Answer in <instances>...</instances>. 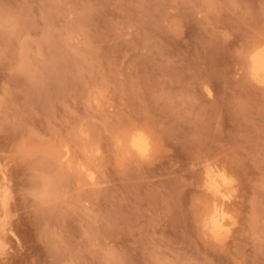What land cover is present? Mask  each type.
I'll return each instance as SVG.
<instances>
[{"label":"rangeland","instance_id":"obj_1","mask_svg":"<svg viewBox=\"0 0 264 264\" xmlns=\"http://www.w3.org/2000/svg\"><path fill=\"white\" fill-rule=\"evenodd\" d=\"M263 45L264 0H0V264H264Z\"/></svg>","mask_w":264,"mask_h":264},{"label":"bare ground","instance_id":"obj_2","mask_svg":"<svg viewBox=\"0 0 264 264\" xmlns=\"http://www.w3.org/2000/svg\"><path fill=\"white\" fill-rule=\"evenodd\" d=\"M249 61V68L252 77L261 83V81H264V45L258 46L253 50ZM129 144L130 147L139 154H145L148 149V142L140 132L135 131L131 134ZM4 173V167H1L0 165V238L3 234L5 236V234L8 233L7 231L10 232L11 230V227L8 225L9 209L6 206L8 193L5 187L7 186H2ZM4 179L3 181H5ZM205 187L210 191L211 201L205 212L202 214V224L213 237L221 238L228 233L230 228L229 225L231 224L230 219L232 218L228 215L229 213L227 212L225 202L230 198L232 193L224 177L217 178L215 167L210 163L205 165Z\"/></svg>","mask_w":264,"mask_h":264},{"label":"snow or ice","instance_id":"obj_3","mask_svg":"<svg viewBox=\"0 0 264 264\" xmlns=\"http://www.w3.org/2000/svg\"><path fill=\"white\" fill-rule=\"evenodd\" d=\"M262 84H264V81H261Z\"/></svg>","mask_w":264,"mask_h":264}]
</instances>
